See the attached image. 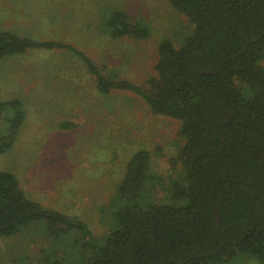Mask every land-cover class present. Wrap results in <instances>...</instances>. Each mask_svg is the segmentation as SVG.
Instances as JSON below:
<instances>
[{
  "label": "trees",
  "instance_id": "1",
  "mask_svg": "<svg viewBox=\"0 0 264 264\" xmlns=\"http://www.w3.org/2000/svg\"><path fill=\"white\" fill-rule=\"evenodd\" d=\"M170 1L195 31L180 48L171 40L160 44L157 74L145 87L106 77L70 43L0 30V64L33 49L75 51L97 75L101 93L137 92L153 114L181 122L184 141L171 159L178 179L167 200L144 194L151 153L131 159L118 189L116 225L103 245L84 222L29 198L15 174L0 171V240L43 219L56 238L47 264H230L238 254L264 264V0ZM106 28L114 39L150 33L122 10L112 12ZM9 108L15 112L0 129V155L13 147L26 118L20 100L0 101V123ZM68 237L71 250L63 248Z\"/></svg>",
  "mask_w": 264,
  "mask_h": 264
},
{
  "label": "rangeland",
  "instance_id": "2",
  "mask_svg": "<svg viewBox=\"0 0 264 264\" xmlns=\"http://www.w3.org/2000/svg\"><path fill=\"white\" fill-rule=\"evenodd\" d=\"M116 10L146 26L149 36L114 39L106 23ZM0 30L70 43L106 77L145 87L157 74L160 44L171 40L180 48L195 25L170 0H0ZM96 79L83 57L69 49H33L4 59L0 101L20 100L26 118L13 147L0 155V171L15 174L29 198L84 222L103 245L116 225L118 189L131 159L140 151L151 153L144 194L167 200L178 179L171 159L184 141L179 120L153 114L137 92L101 93ZM6 111L1 130L15 112ZM48 232L46 220H33L2 238L0 264H47L56 251V238ZM72 247L68 237L63 248ZM230 264L263 263L238 254Z\"/></svg>",
  "mask_w": 264,
  "mask_h": 264
},
{
  "label": "water",
  "instance_id": "3",
  "mask_svg": "<svg viewBox=\"0 0 264 264\" xmlns=\"http://www.w3.org/2000/svg\"><path fill=\"white\" fill-rule=\"evenodd\" d=\"M245 50H246V49H244L243 52H245ZM218 72H219V71H218ZM224 125H225V124H224ZM224 125H223V126H224Z\"/></svg>",
  "mask_w": 264,
  "mask_h": 264
}]
</instances>
